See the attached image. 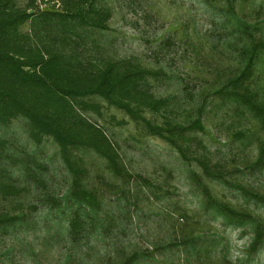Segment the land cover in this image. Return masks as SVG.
Returning <instances> with one entry per match:
<instances>
[{
  "label": "rangeland",
  "instance_id": "374dc122",
  "mask_svg": "<svg viewBox=\"0 0 264 264\" xmlns=\"http://www.w3.org/2000/svg\"><path fill=\"white\" fill-rule=\"evenodd\" d=\"M0 33V264H264V0H0Z\"/></svg>",
  "mask_w": 264,
  "mask_h": 264
},
{
  "label": "trees",
  "instance_id": "16d2710c",
  "mask_svg": "<svg viewBox=\"0 0 264 264\" xmlns=\"http://www.w3.org/2000/svg\"><path fill=\"white\" fill-rule=\"evenodd\" d=\"M3 13L5 14V12H6V9H3ZM20 17H21V12H20V10H16V16H15V19L16 20H18V19H20ZM11 21H15V20H11ZM4 22V21H3ZM2 33H4V31L2 32ZM2 33H0V36H2ZM19 74L21 75V78H23V79H27L26 77H27V75H26V73H24V72H22L21 70H20V68H19ZM23 74V75H22Z\"/></svg>",
  "mask_w": 264,
  "mask_h": 264
}]
</instances>
